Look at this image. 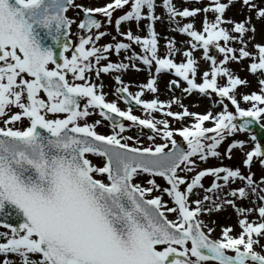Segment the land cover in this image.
Returning <instances> with one entry per match:
<instances>
[{
    "label": "snow or ice",
    "instance_id": "obj_1",
    "mask_svg": "<svg viewBox=\"0 0 264 264\" xmlns=\"http://www.w3.org/2000/svg\"><path fill=\"white\" fill-rule=\"evenodd\" d=\"M188 2L109 0L92 6L76 0H0V264H264V142L258 139L264 134V78L258 77L259 93H240L251 102L242 108L236 90L248 82L227 67L247 59L250 73L264 77V45L248 50L256 32L251 17L224 19L235 0H208L202 8H189ZM240 3L264 18V0ZM158 7L169 27L176 25L174 31L190 38L185 43L191 50L182 51L165 36L161 54L155 24L164 21L156 14ZM70 9L78 10V23L66 15ZM117 10L121 14L114 19ZM201 12L202 30L177 19L194 20ZM133 21L137 32L147 21L145 37L133 33L128 26ZM108 25L115 35L101 30ZM106 35L113 42L98 44ZM193 50H202L209 69L200 70ZM122 52V60H110ZM137 62L148 72L147 82L131 92L115 75L116 100H107L102 74L138 72ZM162 73L175 77L166 82V91L185 82V94L209 100L215 94L212 107L221 110L201 114L190 112L178 97L144 99L145 89L154 96L158 92ZM121 99L125 109L118 106ZM172 104L182 110L172 111ZM134 109L145 117L133 114ZM92 115L101 119L89 123ZM168 118L180 127H172ZM103 122L112 134L96 131ZM125 122L151 130L165 143L130 146L133 137L121 135ZM237 132L248 133L253 144L242 161L247 175L240 167L223 166V159L231 160L233 149L244 151L247 141L233 140L223 154L218 150ZM89 155L102 158L101 164ZM210 158L221 166L201 168ZM254 159L262 169L258 178L251 171ZM144 174L146 186L137 181ZM205 177L212 178L208 187L202 183ZM237 181L243 186L230 187ZM224 205L237 214L240 232L232 235L231 225H221V238L211 239L214 228L201 216ZM253 213L258 219L250 221Z\"/></svg>",
    "mask_w": 264,
    "mask_h": 264
},
{
    "label": "rangeland",
    "instance_id": "obj_2",
    "mask_svg": "<svg viewBox=\"0 0 264 264\" xmlns=\"http://www.w3.org/2000/svg\"><path fill=\"white\" fill-rule=\"evenodd\" d=\"M158 3L160 2V0H157ZM174 1V0H173ZM77 3H81V4H85V5H88V4H91L92 6H96L97 4H100V5H103L105 3H108L109 0H76ZM221 2L223 3H227V0H221ZM256 2V0L254 1ZM208 3V0H200L199 3H196V0H189L188 4H187V7L189 8H193V7H204L206 4ZM180 7H183V5H180ZM158 10L160 12L163 11L162 8L158 7ZM78 13V10L77 9H70L68 12H67V16L69 18H72L74 19L77 23L79 22V20L81 19L80 18V15L77 14ZM121 14V11L120 10H117V12H115L113 14V17L115 19V17H117L118 15ZM251 17V25L252 26H256V23L258 21V19L256 18V15H255V12L254 11H249L246 7L242 8L241 7V3H240V0H235V3L230 6L224 13V19H231L232 21H235V22H240L242 20L245 19V17ZM203 17H204V13L201 12L199 13L193 20V18H180V17H177V19L181 22V24L183 23H188V22H193L194 23V27L196 30H202V21H203ZM208 18L209 19H212L213 18V14L212 13H208ZM101 19L103 20V18L101 17ZM142 23H144L145 21H141ZM131 28H132V31L134 34H138L140 35L141 37H143L141 35V31L137 32L136 31V27H135V22H129V25ZM223 27H226V28H231L232 25L231 24H225V25H222ZM176 25H172L170 28L172 30V33H173V37L171 39H174L176 41V46L179 47L182 51L184 50H191L189 45L187 43H185V41H187L188 39H190L189 37H187L186 35H183V34H179L178 32L174 31L173 29H175ZM256 29V27H255ZM102 31H107V32H110L112 33V35H115V31H114V26L113 25H108L107 27H102L101 29ZM122 30H125L124 27H122ZM78 31L77 27H76V24H73L72 25V28H71V33L73 34L72 36V39L75 40V33ZM235 35V33H233ZM147 35V34H146ZM252 33H247L246 34V39L248 36H251ZM117 39H122L121 37H117ZM109 42H113L111 40V36H104L101 38V40L98 42V44L100 45H103V44H107ZM162 42V41H161ZM160 42V43H161ZM223 43V42H221ZM254 45H264V37L263 38H259L256 36V32H255V38L251 41H249L248 43V47L251 49V50H254ZM233 47H239L238 44H233L232 45ZM164 50H165V44L164 46L163 45H160V52L161 54L164 53ZM137 51H139V49L137 48ZM193 56L198 60L199 62V66H200V70H206V69H209V62H205L203 59H202V50H193ZM124 57V53L122 52L121 55L119 57H117L116 55H110V60L114 61V62H118L120 60H122ZM220 57L218 56V59ZM176 60L177 62H179L180 60V55L178 54L177 57H176ZM127 62V61H125ZM249 60L247 59H242L239 63H236V62H230L227 67H229L234 75L238 76L240 79H243V80H247V82L249 81L250 83H253V85L256 86V88H259V91H260V86L258 84V77L259 78H264V77H260V74L257 73V74H252L250 73V71L248 70V65H249ZM137 67L140 68L141 70L138 71V73H142V78L139 79L137 77V74L135 72L137 71H133L131 68L126 72V73H118V75H121V79L126 83L128 84L130 87H129V90L131 92H136V91H139V88H138V85H141V84H144L147 82V80L149 79V75H148V72L143 70L144 66L142 64H140L139 62H137ZM116 74V73H115ZM163 76H166V82L171 80V79H175L174 75L172 74H167V73H162ZM161 74V75H162ZM112 75H114L113 73H109L107 75H103L102 74V79H103V82L104 84L106 85V87L104 88V91L108 93L106 99L109 100V101H113V100H116V96L114 95V87H115V84H114V81H115V78L113 79L112 78ZM132 79L131 81L129 79ZM140 80V81H138ZM197 81L200 82V76L198 75L197 76ZM166 82H162L163 84V88L165 90V93L167 94V96L169 97V100H172L173 98L175 97H178L181 99L183 105L185 107L188 108V110L190 112H198V113H205L207 111H213L214 113L216 112H219L221 110V107L217 106V107H212V103L213 101L215 100H218V98L215 96V94L212 95V99L209 100L208 98H203L201 96H198L199 94L197 93H192L191 95H188V94H185L183 92V88L186 87V83L185 82H181V87L177 89V92H175L174 90L172 91H166L165 89V84ZM97 83H99V81H97ZM219 83H225L224 80H220ZM158 84V83H157ZM243 87V85H241ZM241 86H238L239 88ZM258 91V93H259ZM238 92V88H237V91ZM245 94H247L245 92ZM156 96V94H155ZM154 94H151L147 91V89L144 90V96L143 98L146 99V100H150L152 98H155ZM200 98H202L206 104L204 106H201V105H198V106H191L189 103H193L194 100H199ZM240 104V107L242 108H249L251 107V102H245L243 101V99H239V98H236ZM118 102V106L121 108V109H125L126 106H124L122 103H121V100L117 101ZM226 103H229V110H234L233 106H231L230 102L229 101H225ZM185 103H187L188 105H185ZM171 110L174 111V112H178V111H181L182 109H180L179 107H177L176 104H172V107H171ZM133 114L137 115L138 117H141V118H144L145 117V113L144 112H141V111H137V110H133ZM155 118L156 119H162L164 118L162 116V114H155ZM88 119V122L91 123L93 122L94 120L96 119H101L98 115H92L90 117L87 118ZM169 121H170V124L172 127L174 128H179L180 127V124L174 120H172V118H168ZM185 123H190V121H185ZM126 124V127H127V131H125L124 133H122L121 135L124 136V137H127V136H132L133 139L131 141H128V143L130 144V146H133V147H154L155 144H162V143H165V141H163L158 135L156 134H149L147 133L144 129H140V128H137L135 126H129L130 125V122H125ZM209 125H207V122H206V125L207 126H211L210 123H208ZM261 124H264V121L261 122ZM96 131L100 134H104V135H110L112 134V129H111V126L110 124L106 123V122H103L101 125L97 126L96 128ZM149 136H155V139L153 140H149L148 137ZM177 140L180 138L179 136H176L175 137ZM233 140H245L247 141L246 144H249L248 146L245 147L244 151H241L239 149H233V153H232V159L229 160L227 158H224L223 159V166H229V167H240V170L245 174L247 175V169L243 166V159L245 158L244 157V153L246 151H250L253 147V144L252 142L249 140V135H247V133L243 134V132H237L235 133L233 136H230V137H227L224 142L221 144V146L219 147V151L223 154L227 145L232 142ZM122 142H124L122 140ZM169 147H171L169 145ZM89 158L92 160V162L96 165H100L101 162H102V158L100 157H93L91 155H89ZM216 166H221V162L217 159H214V158H210L209 161L205 164V163H201L200 167L201 168H205V167H216ZM251 171L253 173H255V177L254 178H258L260 175H261V172H262V169H261V166L259 164V162L254 159L253 163H252V166H251ZM189 175H192V174H189ZM99 178V177H98ZM146 179H148L147 177V174H144L143 176L141 177H138L137 178V181L140 182L142 184V186H146L144 185V181H146ZM157 183H159L162 187L163 186H166V182L162 179V178H159V177H156L155 178ZM211 180L212 178L211 177H205L203 178L202 180V183L205 185V187H208L211 183ZM240 186H243L241 182L237 181L236 183H233L230 185V187L232 188H236V187H240ZM225 193L227 192V189L224 190ZM155 194V193H154ZM203 192H201V197L203 196ZM163 199L165 201L168 200V197L165 195L163 197ZM228 199H233L232 197H228ZM254 199V198H253ZM236 203L237 205H242L244 207H249L250 205L248 204L247 201H241V200H236ZM169 206H171V204H169ZM224 211V212H222ZM169 216L170 219H174V214H167ZM201 219H203L205 221V223L208 224L209 227L211 228H216V227H221V225L225 226H229L230 223H232V220H235L237 222L238 220V217H237V214L235 213V211L233 210V208L229 205H224L223 208L219 211V212H216V211H213L207 215H202L201 216ZM222 220V222L220 221ZM211 221H215L216 223L213 225L211 223ZM4 229L0 228V231H3ZM207 231V229H205ZM235 230V229H234ZM232 232V235H236L239 233V231L237 230H240L239 228ZM218 238H221V228L216 230L214 229L213 231ZM213 232L211 233L212 237H213ZM261 243H264V239L261 240ZM259 251V250H257ZM263 254V253H262Z\"/></svg>",
    "mask_w": 264,
    "mask_h": 264
},
{
    "label": "bare ground",
    "instance_id": "obj_3",
    "mask_svg": "<svg viewBox=\"0 0 264 264\" xmlns=\"http://www.w3.org/2000/svg\"><path fill=\"white\" fill-rule=\"evenodd\" d=\"M173 2L176 3L177 0H174ZM156 14L161 16L163 21H164L163 23H161L160 21H157L156 24H155V30L157 31V33L159 34V37H160L159 44L164 46V44L166 45V41L163 39V37L167 36L169 38H172L174 35L172 33L171 28L167 25V19L164 16L163 11L160 12L158 10V8H157L156 9ZM146 23H147V21H145L144 23L141 22V29H142L141 35L143 37H145L146 34H147V31L143 28V25L146 24ZM255 27H256V36L259 37V38H263L264 37V18L258 19ZM248 50L249 51H253L249 47H248ZM135 73L137 74V77L139 79L142 78V73H138V72H135ZM115 75H118V73L112 75L113 79L115 78ZM129 80L131 81L132 79L130 78ZM166 80H167L166 76H163V74L160 75L159 78L157 79L158 92L156 93L155 97H158L159 100H161V101H168L169 100V97L165 93V90H164L163 84H162V82H166ZM138 81H140V80H138ZM258 91H259V88H256V86L253 85V83H250L248 81L247 86L243 85V87L241 86L240 88H238V92H237L236 98H239L240 100L242 99L240 93H245L246 92L247 94H251L252 92H257L258 93ZM189 104L191 106H193V107H195L194 105L204 106L206 104V102L202 98H200L199 100H194V102L192 104L191 103H189ZM185 105H188V104L185 103ZM249 217H250V219H255L256 218V216L254 214H251ZM216 228L218 229V227H216ZM213 239H216V237L213 236ZM258 250L260 251V249H258Z\"/></svg>",
    "mask_w": 264,
    "mask_h": 264
}]
</instances>
